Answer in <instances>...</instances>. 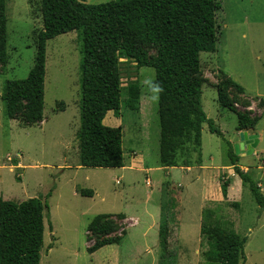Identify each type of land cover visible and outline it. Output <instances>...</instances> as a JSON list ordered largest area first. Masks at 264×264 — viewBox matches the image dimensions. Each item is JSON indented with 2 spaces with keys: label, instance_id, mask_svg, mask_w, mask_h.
Wrapping results in <instances>:
<instances>
[{
  "label": "rangeland",
  "instance_id": "obj_1",
  "mask_svg": "<svg viewBox=\"0 0 264 264\" xmlns=\"http://www.w3.org/2000/svg\"><path fill=\"white\" fill-rule=\"evenodd\" d=\"M110 1L115 0H87L86 4ZM40 3L5 0L7 63L0 64V95L6 81L24 80L33 68L35 39L42 29ZM217 4V40L213 50L200 54V73L207 82L201 89L202 110L221 136L211 134L207 123L202 125L201 167L187 172L160 167L155 70L139 68L128 59L119 60L122 101L127 99L128 87L137 85L139 110L130 112L121 103L118 118L108 112L103 120L106 127L121 128L124 168L80 166L76 133L81 58L75 32L46 44L41 123L22 127L9 120L0 99V199L14 203L40 199L47 204L39 264H163L167 251L160 247L158 234L165 225L174 264H201L207 249L200 235L205 209L214 211L220 227L245 239L244 264H264V210L227 158L231 149L238 157L237 167L264 195V0H217ZM228 78L244 89L240 96L231 93L236 110L259 118L255 129L248 130L260 141L252 154L247 146L248 150L236 154L237 118L217 101L216 86ZM79 190H91L93 196H81ZM98 215L125 216L117 221L120 227L113 235L122 237L118 245L90 255L86 228Z\"/></svg>",
  "mask_w": 264,
  "mask_h": 264
},
{
  "label": "trees",
  "instance_id": "obj_2",
  "mask_svg": "<svg viewBox=\"0 0 264 264\" xmlns=\"http://www.w3.org/2000/svg\"><path fill=\"white\" fill-rule=\"evenodd\" d=\"M87 0H41L42 29L35 39L33 68L24 80L6 81L0 99L9 120L22 127L43 121L46 44L58 36L75 32L80 45V125L76 133L79 164L83 168L121 169L123 164L121 128L103 125L108 112L118 118L121 103L138 112L139 87L127 89L122 101L119 60L128 59L155 70L159 126L158 163L162 168H191L201 165V131L208 124L211 134L221 136L201 106V89L207 82L200 73V54L215 48L214 14L217 0H115L87 5ZM7 18L5 0H0V64L7 63ZM153 50L152 55L148 54ZM221 108L237 118L238 132L254 130L259 118L234 107L231 93L244 89L231 79L216 86ZM244 107L249 106L244 103ZM63 111V110H62ZM193 156V159H192ZM227 158L235 175L246 186L254 202L264 210V195L252 178L237 167L231 149ZM223 195L227 188L222 187ZM93 196L91 190H79ZM40 199L21 203L0 199V264H39L43 247L44 211ZM116 220H115V219ZM123 215H98L88 224V254L118 245L122 236L117 221ZM164 225V224H163ZM51 230V226H49ZM200 235L207 249L201 264H244L245 239L220 227L214 211L202 212ZM160 247L166 252L163 264H174L168 252V228L161 226Z\"/></svg>",
  "mask_w": 264,
  "mask_h": 264
},
{
  "label": "water",
  "instance_id": "obj_3",
  "mask_svg": "<svg viewBox=\"0 0 264 264\" xmlns=\"http://www.w3.org/2000/svg\"><path fill=\"white\" fill-rule=\"evenodd\" d=\"M239 138V144L235 145L236 154H240L245 146L249 147L248 154H252L258 144L257 136L249 135L247 131H242L239 133Z\"/></svg>",
  "mask_w": 264,
  "mask_h": 264
},
{
  "label": "crops",
  "instance_id": "obj_4",
  "mask_svg": "<svg viewBox=\"0 0 264 264\" xmlns=\"http://www.w3.org/2000/svg\"><path fill=\"white\" fill-rule=\"evenodd\" d=\"M248 132H249V131H247V133H248ZM239 133H240V132H239ZM259 142H260V141L258 140V144H257V146L259 145ZM257 146H256L255 148H257ZM244 150H248V148H245ZM244 150H243V151H244ZM254 150H255V149H254ZM254 150H253V153H254ZM243 151H242V152H243ZM201 166H202V163H201ZM201 166H200V167H201ZM123 168H124V167H123ZM231 168H233V167H231ZM121 169H122V168H121ZM183 171L187 172V171H189V168H184ZM241 171H242V170H241ZM243 172H244V171H243ZM258 186H259V185H258ZM259 188H260V186H259ZM260 190H261V188H260Z\"/></svg>",
  "mask_w": 264,
  "mask_h": 264
}]
</instances>
